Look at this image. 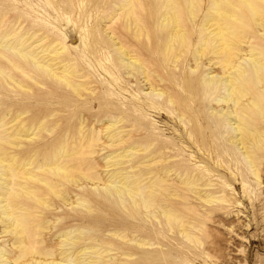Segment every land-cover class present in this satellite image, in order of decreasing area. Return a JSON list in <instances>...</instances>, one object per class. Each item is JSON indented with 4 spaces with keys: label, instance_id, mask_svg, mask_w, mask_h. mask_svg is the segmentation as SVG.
I'll use <instances>...</instances> for the list:
<instances>
[{
    "label": "rangeland",
    "instance_id": "1",
    "mask_svg": "<svg viewBox=\"0 0 264 264\" xmlns=\"http://www.w3.org/2000/svg\"><path fill=\"white\" fill-rule=\"evenodd\" d=\"M207 1L201 3L196 24L201 20ZM119 2L121 0H0V39L16 23L21 27L18 29L31 36V41L39 39L40 45L60 47L57 58L61 64L71 66L77 74L86 75L85 80L90 81L80 86V94H76L62 79L41 73L31 64L22 63L11 55L15 62L23 65L26 72L18 71L0 54V152L3 151V158L11 167L17 165L18 159H30V167H33L58 147L60 142L78 143L81 133L85 135L91 129L102 127L101 123L105 125L108 120L119 119L116 126H121L130 135V144L144 145L152 142V148H155L160 142L168 143L173 150L166 149L165 152L173 156L170 159L176 163L202 170L217 166L220 173L210 172L211 186L199 188L201 193L211 192L215 195L224 191L226 202L207 203L194 192L180 189L177 191L188 198L169 196L166 199V203L189 223L190 233L194 236V241H191L184 237L176 224L170 228L161 214H158L157 221L153 216L144 215L143 208H132L129 200L124 202V207L116 201L114 195L102 194L101 181L93 185L81 173L77 183H74L47 173L50 180L64 184L60 186L70 192V201L79 197L72 196L74 193L88 199L83 205L73 203L74 207H71L68 202L63 203L51 195L53 204L47 208L48 217L67 212L66 215H59L68 216L62 218L63 228H77L84 233L90 229L91 234L115 244H120V239L112 236V231L133 233L146 238L154 242L149 249L161 250L162 256H167L168 264H264V156L260 165L261 181L255 182L243 163L227 161H240L242 158L237 149L220 137L222 127L219 131H213L214 127L206 129L192 145L181 138L180 134L186 133V128L188 131V128L198 125L194 122L196 114L209 115L208 108L189 107L191 101H182L187 118H192L193 123H190L186 118L179 121L177 110L169 104L149 102L141 75L135 73L136 77H132L127 74V69L115 57V47L111 46L104 31L108 26L115 31V35L123 37L131 49L138 48L146 65L153 70V76L164 79L156 84L167 85L166 91L180 98L188 96L189 92L184 85L190 76L187 78L184 74L189 72L188 64L183 59L184 54L179 56L174 68L170 53L163 52L167 35L159 25L163 0H139V3H135L134 13L140 20L138 25L133 21V15L126 17L123 12L111 19ZM245 19L248 25L244 32L255 34L253 20L249 16H245ZM67 30L76 35L78 46H73L70 35L65 34ZM1 51L11 53L8 46L1 48ZM4 71L9 75H5ZM72 80L84 82V79L75 76ZM199 97L200 93L197 92L191 100ZM258 121L261 122L260 118ZM19 122L29 129L28 133L22 131L27 136H9ZM78 125L83 127L81 133L78 132ZM197 128H200L199 125ZM100 143H84L77 156L86 157V164L81 165L83 171L95 172L102 177L106 169L102 157L110 148L100 149ZM92 144H95L97 150L89 154V150L93 149ZM152 148L135 151L131 157L123 159L128 160L123 165L141 160L150 154ZM157 165L151 164L149 167L154 169ZM144 168L139 165L133 169V173L138 174ZM229 173H237L236 178L232 180L230 175V181L226 184L225 179ZM31 183L41 186L37 181ZM75 214L76 218L71 219V215ZM42 232L46 243H53L58 233L55 229L49 233L45 229ZM3 239L6 237H0V240ZM115 248L111 246L109 254L118 255ZM122 248H126L125 245Z\"/></svg>",
    "mask_w": 264,
    "mask_h": 264
},
{
    "label": "bare ground",
    "instance_id": "2",
    "mask_svg": "<svg viewBox=\"0 0 264 264\" xmlns=\"http://www.w3.org/2000/svg\"><path fill=\"white\" fill-rule=\"evenodd\" d=\"M203 1L163 0L160 5L162 11L159 15V25L167 34L164 38L163 52L170 53V61L174 68L179 56L184 54L183 59L189 68V72L184 74L187 78L190 76L184 85L189 92L188 96L180 98L166 91L167 85L156 84L163 82L164 79L157 77L156 74V77L153 76V70L146 65L138 48L131 49L125 44L126 40L115 35V31L108 26L104 31L110 39L111 46L115 47V57L127 69V74H131L132 77H136L135 73L141 75V81L147 89L144 92L149 95V102L169 104L177 110L179 121L186 118L190 123H193L192 118H187L182 101L188 103L191 101L189 107L208 108L209 115L196 114L194 117V122H197L200 128H197L198 125L188 128V131L186 128V133L180 134L184 141L192 145L206 129L214 127L213 131H219L222 127L220 137L237 149L242 158L240 161L237 159L227 161L243 163L253 180L260 182V165L264 156L262 153L264 150V0H208L201 20L196 24ZM136 2L139 3V0H121L116 5L111 19L123 12L126 17L133 15L135 24H140L134 13ZM182 14H185V17H182ZM245 16H249L254 22L253 35L245 33V27L248 25ZM14 24L15 27L5 32L4 37L0 39V54L18 71L26 72L23 65L15 62L11 55L16 56V59L22 63L31 64L41 73L62 79L76 94H80V86L90 83L85 80L86 75L77 74L78 72L76 73L71 66L61 64L57 58L60 47H52L50 44L40 45L39 39L31 41V36L18 29L21 28L20 25ZM65 34L70 35L74 47L78 46V38L73 32L67 30ZM6 46L9 47L10 54L2 53L1 48L4 49ZM3 73L9 75L5 71ZM74 76L84 79V82L73 81ZM198 83L200 86H197ZM197 92L200 93V97L191 100L192 95ZM119 121V119L108 120L105 125L101 123L103 125L99 129H91L85 135L81 133L82 125H78V132L81 133L78 143L60 142L58 147L33 167H30L32 165L30 159H18L17 165L11 167L3 158V151L0 152V237H6L0 240V264H156L157 262L168 264L167 256H162L161 250L149 249L154 242L145 240L146 238L133 233L112 231L110 234L118 237L120 239L118 243L121 245L115 244L111 240H104L91 234L90 229L84 233L77 228H63L62 218L68 216L59 215L62 213L66 215L67 212L63 211L49 218L47 208L53 204L50 200L51 195L63 203L68 202V205L73 203L83 205L82 203L88 202V199L74 193L72 196L79 197L70 201V192L60 186L62 183L50 180L47 173L74 183H77V177L81 173L85 174L93 185L96 181L98 183L101 181L102 194L114 195L116 201L124 207V202L129 200L132 208H143L144 215L153 216L157 221L158 214H161L170 228L176 224L185 238L194 241L189 223L166 203V199L169 196L188 198L187 195L177 191L180 189L194 192L207 203L226 202L227 196L224 191L219 192V195L200 191L201 186H211L210 172L218 174L220 169L217 166L205 167L203 170L191 169L176 163L170 159L173 156L165 152L166 149L173 150L168 143L160 142L155 148H152V142L144 145L130 144V135L125 133L121 126H116ZM18 125L12 128L13 133H9V136H27L22 131L27 132L29 129L24 128L21 122ZM98 141L101 142L98 144L100 149L110 148L102 157L103 167L106 168L102 177L95 172L83 171L81 165L86 164V157L77 156L84 143ZM92 145L93 149L89 150V154L97 150L95 144ZM150 148L152 150L149 155L127 166L123 165L128 163V160L123 159L131 157L135 151H147ZM151 164L158 165L153 169L149 167ZM139 165L145 167L144 170L138 174L133 173V169ZM36 169L38 171H35ZM73 172L76 173L75 176L72 175ZM236 174L229 173V176L227 174L226 184L230 181V175L234 180ZM225 175L226 173L223 172V176ZM33 181L39 182L41 186H34L31 183ZM142 181L145 182L141 183ZM73 218H76V214L71 215V219ZM44 229L48 233L52 229L58 232L53 243L45 242L42 232ZM48 236L52 237V235ZM122 245L126 248H122ZM111 246H116L118 255L109 254ZM144 247L146 249L143 250ZM137 254L141 255L135 257Z\"/></svg>",
    "mask_w": 264,
    "mask_h": 264
}]
</instances>
